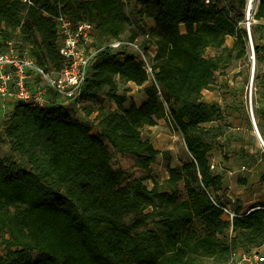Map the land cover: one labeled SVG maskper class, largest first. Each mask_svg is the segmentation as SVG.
<instances>
[{
  "label": "trees",
  "instance_id": "obj_1",
  "mask_svg": "<svg viewBox=\"0 0 264 264\" xmlns=\"http://www.w3.org/2000/svg\"><path fill=\"white\" fill-rule=\"evenodd\" d=\"M237 2L238 19L230 3L201 0H0V50L20 42L46 69L63 63L55 22L61 13L89 21L94 44L102 46L126 34L131 4L153 21L148 34L156 45L155 83L131 54L103 48L71 104H15L1 138L10 151L0 156V264H230L231 252L263 245L264 205L244 214L235 208L232 222L218 207L222 176L209 154L222 132L204 124L223 116L217 103L201 100L224 66L226 36L237 55L245 51L247 32L237 25L245 0ZM254 18L252 39H263L254 46L260 61L264 0ZM208 48L217 54L207 56ZM118 76L143 85L146 99L131 119L103 104L117 93ZM79 111L93 116L96 131L78 120ZM158 119L181 133L191 157L148 188L152 165L171 160L142 135ZM116 154L139 175L115 167Z\"/></svg>",
  "mask_w": 264,
  "mask_h": 264
},
{
  "label": "built area",
  "instance_id": "obj_2",
  "mask_svg": "<svg viewBox=\"0 0 264 264\" xmlns=\"http://www.w3.org/2000/svg\"><path fill=\"white\" fill-rule=\"evenodd\" d=\"M201 1L225 7L230 3V0ZM258 3L259 0H246L241 19L237 21V25L247 32V43L252 53L254 46L251 26L256 21L254 16ZM55 22L58 51L63 60L60 68H44L32 57L27 46L16 41H8L0 50V110L5 116L10 115L13 109L9 108L16 103L40 108L71 104L81 92L91 62L103 48L131 54L145 70L147 82L155 83L156 45L151 41L148 31L142 33L141 39H138L137 34L134 38L125 34L98 46L94 44L93 26L89 21H73L61 13L55 17ZM218 207L223 218L230 222L237 215L235 210L222 203ZM230 264H264V251H233Z\"/></svg>",
  "mask_w": 264,
  "mask_h": 264
},
{
  "label": "rangeland",
  "instance_id": "obj_3",
  "mask_svg": "<svg viewBox=\"0 0 264 264\" xmlns=\"http://www.w3.org/2000/svg\"><path fill=\"white\" fill-rule=\"evenodd\" d=\"M238 0H230L232 14L238 19L236 11L238 10ZM246 1V0H245ZM129 14L131 16V27L128 28L126 34L136 33L138 39H141L142 33L149 31L154 25L151 21L141 17L136 13L131 4L128 5ZM258 21L256 20L254 24ZM17 42V41H16ZM263 39L253 38V46L256 43L262 44ZM20 43V42H18ZM226 51L222 54V60L225 61L224 66L215 73L213 83L202 92L201 100L207 104L217 103L222 112V119L204 124L206 127H221V136L216 138L215 146L218 149L225 150L232 140H236L240 134H244L248 138L249 131L253 132V139L260 150H264L260 143L251 122L250 110L253 112L258 124V119L263 118L261 112L264 110V58L256 61L254 53L251 52L248 43L242 55H237L238 49L234 45L233 38L227 36L225 38ZM217 54L211 48L206 50V55L211 56ZM220 54V52H219ZM118 90L112 98H104L103 104L109 110H115L126 119H131L134 109L140 103L139 94L141 90L138 84H128L122 77H117ZM132 91V92H131ZM131 92V93H130ZM9 116H5L0 127V156L8 154L10 151L9 144L1 141L4 137L3 123ZM79 121L92 126L93 132L97 130L96 122L92 117H85L81 111L77 113ZM152 127L145 126L142 129V135L148 137L154 148L160 151H167L170 154V162L160 160L152 165V180H146L145 185L150 188L153 181L162 183L167 177V168L175 166L190 160V155L184 144L182 135L175 130L168 122L158 119ZM238 127V129H236ZM236 130V131H235ZM261 130V128H259ZM261 133L264 139L263 133ZM220 143L223 145L220 146ZM236 148H238L236 146ZM243 149L241 148V151ZM256 155V154H255ZM261 156H264L261 153ZM20 160L19 156L15 157ZM113 162L115 167L122 168L127 175H139L140 171L131 167V161L127 157L119 154L114 155ZM151 208L146 209L149 212ZM261 251H264L262 249ZM3 247L0 246V254H3ZM202 264H217L212 259H203Z\"/></svg>",
  "mask_w": 264,
  "mask_h": 264
},
{
  "label": "crops",
  "instance_id": "obj_4",
  "mask_svg": "<svg viewBox=\"0 0 264 264\" xmlns=\"http://www.w3.org/2000/svg\"><path fill=\"white\" fill-rule=\"evenodd\" d=\"M148 20L153 23L152 20ZM130 27L131 25L129 28ZM127 83L130 84L135 82L129 80ZM137 87L142 90L139 94L140 103L137 104L136 107L142 104L146 99L143 85H137ZM12 107L14 106H10L9 110H12ZM4 117L3 111L0 110V124H2V120L5 119ZM156 122H159V120H156ZM255 122L257 125L256 119ZM258 124L259 127L257 125V129L259 134L261 135L260 132H262L264 136V118H261V120L258 119ZM1 126L2 125H0V127ZM259 128H261V130H259ZM236 129H238V127H236ZM222 145L223 144L220 143V146ZM236 146L238 148H236ZM241 148L243 149L242 151ZM225 150L227 153L222 151V149H218L216 145L209 154L210 165L213 166L212 170L222 176L221 189L216 192L219 202L230 207L232 210L239 208L240 214L263 206L264 156H261V153L264 155V150L258 148L253 139L252 130L249 131L248 138L244 134H240L236 140L230 142V145ZM258 249H264V243Z\"/></svg>",
  "mask_w": 264,
  "mask_h": 264
},
{
  "label": "water",
  "instance_id": "obj_5",
  "mask_svg": "<svg viewBox=\"0 0 264 264\" xmlns=\"http://www.w3.org/2000/svg\"><path fill=\"white\" fill-rule=\"evenodd\" d=\"M250 115H251V121H252V124H253L254 130H255V132H256V134H257V136H258V138H259L261 144H262L263 147H264V141H263V139H262V137H261V135L259 134V131H258V129H257V125H256V122H255V118L253 117V112H252V110H250Z\"/></svg>",
  "mask_w": 264,
  "mask_h": 264
}]
</instances>
